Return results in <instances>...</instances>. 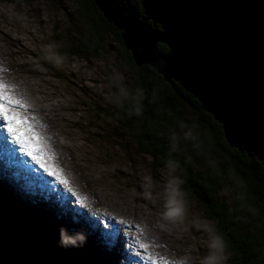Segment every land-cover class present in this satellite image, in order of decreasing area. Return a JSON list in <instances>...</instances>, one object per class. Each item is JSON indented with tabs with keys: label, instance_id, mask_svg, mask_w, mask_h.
Instances as JSON below:
<instances>
[{
	"label": "rangeland",
	"instance_id": "rangeland-1",
	"mask_svg": "<svg viewBox=\"0 0 264 264\" xmlns=\"http://www.w3.org/2000/svg\"><path fill=\"white\" fill-rule=\"evenodd\" d=\"M124 2L127 4V0ZM76 11L74 0H0V82L5 85L4 91L8 89V95L19 101L18 105H25L18 98L21 92L33 98L29 103L36 108L46 106L45 100L50 99L52 110H46L48 115L41 125H45L42 130L47 135L52 132L49 138L56 144L52 158L58 157L61 165H52L56 171L47 175L64 190V194L59 192L42 174L38 176L43 179L34 177L28 182L29 187L15 191L16 197L1 199L4 190L0 189V220L18 240L21 241L16 233L26 242L37 243L33 248L27 242L26 260L32 264H105L109 258L106 264H135L133 257L139 263L150 264L147 250L164 258L169 256L171 262L184 257L189 264H200L208 251L209 233L218 234L215 224L179 185L183 219L163 220L165 185L172 178L179 181L182 175L174 166L169 173V164L156 167L151 155L137 152L130 135H121L107 107L118 105L117 90L124 85L130 69L114 41L110 50L100 56L70 54L67 42L72 43L74 50L86 34L83 22L76 21ZM49 46L63 57L60 66L44 58ZM19 117L27 126L30 124ZM0 122L5 123L1 119ZM21 133L27 145L38 139L28 130ZM46 140L47 137L42 149H47ZM31 150L35 155L36 148ZM23 155L12 159L10 168H21L17 173L23 170L24 162L30 165ZM36 171L39 172L37 168ZM12 181L16 182V178L7 176L0 187ZM69 205L90 213L81 210L79 215ZM92 212L123 223L94 225ZM58 227L68 230L60 231ZM98 235L109 238L104 242ZM130 238L147 247L141 249ZM224 251L225 264H233L231 253ZM0 264L8 263L0 260Z\"/></svg>",
	"mask_w": 264,
	"mask_h": 264
},
{
	"label": "trees",
	"instance_id": "trees-1",
	"mask_svg": "<svg viewBox=\"0 0 264 264\" xmlns=\"http://www.w3.org/2000/svg\"><path fill=\"white\" fill-rule=\"evenodd\" d=\"M115 1L128 14L144 17L140 0H127V4ZM74 2L76 21L83 22L86 34L74 50L67 42L70 54L100 56L114 41L130 69L124 85L117 90L118 105L107 107L121 135H130L137 152L151 155L156 167L171 164L181 173L179 189L194 198L214 222L233 264H263L264 163L230 146L222 125L178 82L166 81L148 64L136 65L123 43L122 31L104 18L94 0ZM159 47L168 51L165 44ZM5 227L2 223L0 248L13 249L18 260L2 257L11 264L27 263L28 241L14 232L18 240ZM28 243L33 248L37 245Z\"/></svg>",
	"mask_w": 264,
	"mask_h": 264
},
{
	"label": "water",
	"instance_id": "water-1",
	"mask_svg": "<svg viewBox=\"0 0 264 264\" xmlns=\"http://www.w3.org/2000/svg\"><path fill=\"white\" fill-rule=\"evenodd\" d=\"M94 2L122 31L136 65L178 82L222 125L230 146L264 163V0H140L144 17L115 0ZM0 250L3 262L18 260L13 249Z\"/></svg>",
	"mask_w": 264,
	"mask_h": 264
},
{
	"label": "bare ground",
	"instance_id": "bare-ground-1",
	"mask_svg": "<svg viewBox=\"0 0 264 264\" xmlns=\"http://www.w3.org/2000/svg\"><path fill=\"white\" fill-rule=\"evenodd\" d=\"M126 14H128L127 12H126ZM128 15H130V14H128ZM12 64V63H11ZM12 68V67H11ZM16 71V70H15ZM13 78V77H12ZM10 81V80H9ZM33 85V84H32ZM43 87V86H42ZM31 88V87H30ZM33 88V87H32ZM8 89L6 88V90L5 91H7ZM33 90H35V89H33ZM37 90V89H36ZM35 90V91H36ZM28 91H30V90H28ZM41 92V91H40ZM35 93V92H34ZM16 94V93H15ZM38 95V94H37ZM34 96V95H33ZM30 97V96H29ZM29 97H27V96H25L24 95V93L23 92H21L20 94H18V98L19 99H21V101H23L24 103H25V105H18V104H13V105H11V108H10V111H12V112H15L18 116H21V117H23V118H25V117H27L28 115H29V117L27 118V120H29V121H32L33 119H35L37 122H40V121H43L45 118H47V113H46V108L50 105V99H46L45 101V104L47 103L48 104V106H47V104H46V106H44V105H42L43 107H41V108H39V109H36V108H34V107H31V106H29V101L31 100V99H33V98H29ZM32 97V96H31ZM35 97V96H34ZM39 97V96H38ZM37 99V98H36ZM43 100V99H42ZM39 101V100H38ZM51 101H52V99H51ZM31 102H33V101H31ZM44 102V101H43ZM26 103H29V104H26ZM42 103V102H41ZM52 103V102H51ZM32 104V103H31ZM37 104V103H36ZM36 106V105H35ZM51 106V105H50ZM54 106V105H53ZM15 109L16 111H13L12 109ZM37 108H38V106H37ZM48 110H51V109H47V111ZM43 117V118H42ZM1 119V121H3V119L2 118H0ZM36 121H35V123H36ZM46 121H47V119H46ZM4 122V121H3ZM44 122V121H43ZM20 125H22V128H26L27 130H28V132H30L31 133V131H32V128H29L30 126L32 127V125H31V123L27 126V124L26 123H24V122H22V123H20ZM37 126H35V128L36 129H34V132H33V134H35L36 136H38V139L37 140H32L33 141V144L32 145H36V146H38V148H39V151L41 152V154L43 155V156H45L46 157V159H44L45 157H42L43 158V165H48V166H50V167H52V165H54V164H58V165H61V163H60V161H58V159H56V158H58V157H53L52 158V156L54 155V153H53V151H55V145H54V141H51L50 140V136L49 135H52V132H49L48 133V135H47V132L46 131H43L42 129H44V127H45V125L43 124V125H40L39 126V124H36ZM48 127V126H47ZM22 132V131H21ZM20 132V134L18 135L19 137H20V140L22 141V142H24L26 145H27V143L24 141V140H22V138H23V134ZM45 137H47V145H46V147H47V149H42V143L44 142V139H45ZM12 143H14V144H12ZM18 143L17 142H14V140H13V138L11 137V135H9V133L6 131V129L4 128V124L3 123H0V182L1 181H3L4 179H6L7 178V176H13L14 178H16V182H10V184H6V185H3V187H0V189L1 190H4V192L3 193H1L2 195H1V199H3L4 197H6L7 199H8V196L11 198V197H16V193H15V191H19V192H21L22 190H23V187L25 186V185H27V182H26V180L23 178V177H20V175L21 174H25L24 173V171L22 172V171H19V173H17L16 172V175H12L13 173L11 172V171H14L13 170V168H10V167H13V165H12V159L9 157V155H11L12 157H13V160L15 159H19V155H20V157H22L23 158V154H20V153H17V154H12V153H10L9 155H8V153H7V151H9V152H12V151H15L16 149H17V145ZM45 144V143H44ZM6 147V148H5ZM37 150V149H36ZM59 151V150H58ZM34 154H35V152H34ZM27 158H28V156H27ZM28 160H30V159H28ZM28 162V161H27ZM24 164H26V165H28L26 162H24ZM24 164L22 165V166H24ZM71 164V163H70ZM10 165V166H9ZM12 165V166H11ZM55 166V165H54ZM17 168V170H20L21 168L18 166V165H15V169ZM55 168V167H54ZM29 170V169H28ZM52 170H53V167H52ZM55 172V171H54ZM26 174H27V172H26ZM37 178L38 179H43V178H41V177H39V176H37ZM45 179V178H44ZM63 179H64V177H63ZM55 181V180H54ZM63 181V180H62ZM51 184V183H50ZM53 185H54V183H52ZM7 186V189L6 188H4V187H6ZM17 186V187H16ZM19 186V187H18ZM9 189H13V192L12 193H9L8 192V190ZM0 190V191H1ZM79 200V199H78ZM2 201V200H1ZM82 202V201H81ZM89 202V201H88ZM69 204H71V203H69ZM3 204H1L0 206H2ZM94 205V204H93ZM90 206V205H89ZM94 207H95V209H97V208H99V207H97V206H95L94 205ZM37 208V207H36ZM94 209V210H95ZM25 210V209H24ZM72 212H77V214H79L80 215V212H81V210H83L85 213H90V212H87L86 210H84V209H80V208H78L77 206H76V208H71L70 209ZM29 212V211H28ZM68 213V212H67ZM74 214V213H73ZM97 214H95V221H93L92 223L94 224V225H97V223L96 222H100V220H99V217H97L96 216ZM132 218V217H131ZM38 219H42V217H38ZM82 220V219H81ZM108 221V219L106 220V222ZM111 221H113V219H110V221H108L111 225L112 224H115V225H118V223H113V222H111ZM53 222H55L56 223V221H53ZM61 222H66L65 220L64 221H61ZM54 223V224H55ZM88 223H90V221H89V219H88ZM110 224H109V226H110ZM54 229H56L55 227H53ZM152 229V228H151ZM58 230H60V231H64V230H68V229H63V228H60V227H58ZM148 231H150V230H148ZM64 233H66V232H64ZM67 234V233H66ZM155 234V233H154ZM68 235V234H67ZM88 235H92V234H88ZM157 235V234H156ZM150 236V235H149ZM98 237V239L99 240H102V241H104V239L105 238H109L108 236H105L104 238H100V236L98 235L97 236ZM151 241H152V239H151ZM156 241V240H155ZM104 242H106V241H104ZM104 242H101L102 244L104 243ZM132 243H134L133 241H132ZM129 246H131V248H132V244L129 242V243H127ZM127 245V246H128ZM135 245H137L136 243H135ZM126 246V247H127ZM137 246H139V245H137ZM162 248V247H161ZM125 255H128V256H130V257H132V255H129L128 253H125ZM136 261H138V258H136V257H133ZM109 260H110V258L106 261V263H108L109 262ZM105 263V264H106ZM159 264V263H158Z\"/></svg>",
	"mask_w": 264,
	"mask_h": 264
},
{
	"label": "clouds",
	"instance_id": "clouds-1",
	"mask_svg": "<svg viewBox=\"0 0 264 264\" xmlns=\"http://www.w3.org/2000/svg\"><path fill=\"white\" fill-rule=\"evenodd\" d=\"M46 60H49L56 66H60L63 63V57L52 51L51 46L46 50L44 56ZM169 173L173 170V165L168 166ZM179 181L172 178L165 185V192L163 194V212L161 216L163 220L168 222H175L183 219L184 204L180 198L181 193L177 187ZM207 253L201 257L200 264H225L227 256L225 254V243L222 237L217 233H209L207 241ZM175 264H189L187 258H180L175 261Z\"/></svg>",
	"mask_w": 264,
	"mask_h": 264
},
{
	"label": "snow or ice",
	"instance_id": "snow-or-ice-1",
	"mask_svg": "<svg viewBox=\"0 0 264 264\" xmlns=\"http://www.w3.org/2000/svg\"><path fill=\"white\" fill-rule=\"evenodd\" d=\"M4 88H5V85L2 82H0V118H2L3 121H5L4 128L9 133V135L13 137L14 142L20 143V150L22 152H25L27 155L32 156V159L35 160L37 163H39V161L36 159V156L33 155L32 150H31L32 148H36L37 151H39L38 146L36 145L28 146L20 140L19 136L15 135V131H16L15 125L22 123V121L15 112L10 111V108H11V105L17 104L19 103V101L12 99L4 91ZM49 174L51 175L52 173H49ZM117 223L119 224L123 222L117 221ZM137 243L141 249H144L147 247V245L143 243H139L138 241ZM149 259H150V264H158V261L156 258L149 257ZM164 264H167L166 260H164Z\"/></svg>",
	"mask_w": 264,
	"mask_h": 264
}]
</instances>
